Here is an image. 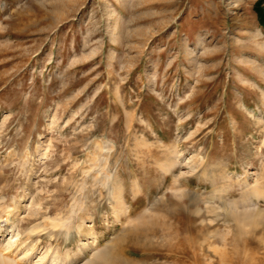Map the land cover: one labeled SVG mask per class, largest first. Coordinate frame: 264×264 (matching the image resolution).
<instances>
[{"label": "rangeland", "instance_id": "1", "mask_svg": "<svg viewBox=\"0 0 264 264\" xmlns=\"http://www.w3.org/2000/svg\"><path fill=\"white\" fill-rule=\"evenodd\" d=\"M256 1L0 0L9 261L264 264ZM80 221L92 235L52 225Z\"/></svg>", "mask_w": 264, "mask_h": 264}, {"label": "bare ground", "instance_id": "2", "mask_svg": "<svg viewBox=\"0 0 264 264\" xmlns=\"http://www.w3.org/2000/svg\"><path fill=\"white\" fill-rule=\"evenodd\" d=\"M109 145V144H108ZM111 145V144H110ZM107 152L109 150H111V146L110 147H107ZM107 158H108V154L106 153L105 155H103V157L101 158V161H103V163H106L107 161ZM204 173V172H203ZM113 178V176L109 173V172H103L101 174V177L99 179V186H106L107 183L109 181H111ZM184 180V179H183ZM183 185L186 186V184H180V186L183 187ZM187 188V187H186ZM175 190V189H174ZM251 193H257V194H260V193H263L264 190L260 187H254L253 189L250 190ZM184 193H188L189 195H193V194H197L196 191H193L192 189H186V191ZM120 198V195L118 197V199ZM190 198V197H189ZM117 199V200H118ZM201 199V198H200ZM209 199V198H208ZM203 200H207V199H203ZM212 200V199H211ZM121 201V200H120ZM122 203V202H121ZM120 204V203H119ZM211 209H213V207H210ZM4 209H7V210H4ZM2 211V210H1ZM14 212H15V207L12 208V209H8V208H3V212L4 215H5V221H8L10 215H14ZM247 217H249V215H242L241 219L244 218L246 219ZM242 222V221H241ZM83 221H80L78 224H70V225H67V224H56L55 222H52V225H53V228L56 227V226H61V227H65L67 230V234L68 232L73 228L74 230H76L78 236H82V235H92L93 232H92V229H90V227H87V228H84V225H83ZM2 227V226H1ZM94 239V238H93ZM96 239H94L93 241H90V242H87L85 243V247L88 248V246H90L91 244L95 243L96 245ZM9 248V245H7L5 248H3L4 250H7ZM9 250V249H8ZM3 250H0V264H14L13 262L9 261L5 256L4 254L5 253H2ZM115 251V248L112 247V248H107L105 250H101V251H98L92 260H90L88 263L89 264H96L95 261L97 260H103L104 262H106L107 264H112L111 260L112 259H121L120 257L121 256H117L116 252ZM79 252L80 250L77 252V253H74V256L73 258L77 257V255H79ZM66 259V260H65ZM69 259V254H67V252L65 253L64 255V260L63 261H60L59 258H58V255L57 253H55L53 256L51 255V264H65V262ZM11 260V259H10ZM19 264V263H18Z\"/></svg>", "mask_w": 264, "mask_h": 264}, {"label": "trees", "instance_id": "3", "mask_svg": "<svg viewBox=\"0 0 264 264\" xmlns=\"http://www.w3.org/2000/svg\"><path fill=\"white\" fill-rule=\"evenodd\" d=\"M262 1L257 0L254 5L253 9L257 15L258 21L261 25H264V7H261Z\"/></svg>", "mask_w": 264, "mask_h": 264}]
</instances>
